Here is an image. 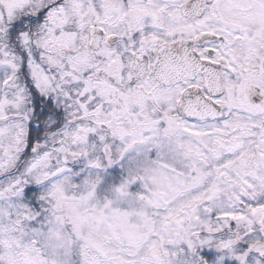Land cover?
Wrapping results in <instances>:
<instances>
[{"label":"snow or ice","instance_id":"1","mask_svg":"<svg viewBox=\"0 0 264 264\" xmlns=\"http://www.w3.org/2000/svg\"><path fill=\"white\" fill-rule=\"evenodd\" d=\"M0 264H264V0H0Z\"/></svg>","mask_w":264,"mask_h":264}]
</instances>
